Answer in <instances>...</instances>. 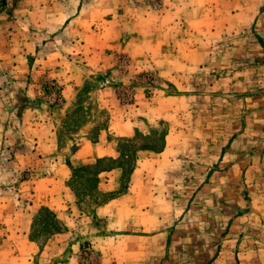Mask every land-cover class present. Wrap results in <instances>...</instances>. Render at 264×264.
<instances>
[{"label":"rangeland","instance_id":"1","mask_svg":"<svg viewBox=\"0 0 264 264\" xmlns=\"http://www.w3.org/2000/svg\"><path fill=\"white\" fill-rule=\"evenodd\" d=\"M47 5L51 13L69 9L71 18L80 10L102 8L108 17L119 10L125 24L131 16L126 20L123 12L144 5L152 13L145 33L158 21L170 52L197 64L177 82L142 72L117 87L127 105L135 104L139 88L145 101L159 95L164 117L130 144L117 138L119 159L76 163L68 184L78 206L63 216L43 206L28 230L35 244L25 246L16 215L34 198L23 189L52 174L58 160L34 148L31 127L44 118L29 110L41 107L49 115L60 105L62 84L41 76L49 75L43 61L77 39L60 25L34 22L41 18L35 10ZM118 63L128 74L129 57L121 54ZM108 79L109 72L97 71L79 87L58 127L59 150L69 147L62 159L75 152L76 132L92 122L89 136L99 138L112 122L98 94ZM32 82L42 86V96L34 95ZM166 97L176 100L168 103ZM139 157L143 211L159 215L160 227L112 228L96 210L128 191ZM117 164L124 167L123 182L115 190L101 188L102 170ZM95 236L105 237L96 248L89 242ZM0 253V264H264V0H0Z\"/></svg>","mask_w":264,"mask_h":264},{"label":"crops","instance_id":"2","mask_svg":"<svg viewBox=\"0 0 264 264\" xmlns=\"http://www.w3.org/2000/svg\"><path fill=\"white\" fill-rule=\"evenodd\" d=\"M44 1L48 2L50 0ZM142 6L128 10L129 13L123 12L126 20L131 16L130 21L127 20L126 24L121 22L123 15L119 14V10H115L110 17L107 15V10H102V8L85 13L80 10V13L73 18H71L73 12L70 13L69 9L51 13L48 8L50 6L47 5L42 7L44 9L35 10L36 13H41V18L34 20L36 24L42 27L60 25L62 30L75 32L77 39L75 38V43L63 46L61 54L54 55L52 58L47 57L43 61L45 66L42 67L45 68V71L47 70V72H44L49 73V75H44L43 73L41 76H52V78H57L62 84V102L60 105L51 109V113H48L49 115H46L47 111L42 110L41 107L29 110L36 116L40 114L41 119L44 118L43 121L32 124L31 134H33L31 138L35 145L34 148L38 150L39 155L43 157L57 155L58 160L55 162L52 174L38 180H31L27 183L28 186L23 189V191L27 190L26 193L31 194V198H34L33 200L31 199L32 203L28 204L29 207L27 209L21 210L22 216L16 215V218L21 217L17 222L21 226H15V228L16 230H21L24 234L21 239L25 246L28 243L35 244L29 239L28 230L35 214L43 206H47L57 213L60 212V216H63L66 210L75 209L78 206V203H76L77 197L72 187L68 184L70 176L73 174V166L77 165L76 163L97 162L101 159H119L122 152L119 147L120 143H117V138L135 140L140 132L145 131L149 123L156 122L164 117L166 109L162 108V100L159 95L157 98L155 96L153 102L145 101L144 94L141 93L143 89L139 88L135 104L127 105L123 104L119 99L116 93L117 87L131 84L133 79L142 72H155L160 82L167 80L177 82L179 78L186 77V74L193 70L195 68L194 65L197 64V61L193 62V59H188L181 55L177 56L170 52L171 48H167L161 40L162 34L158 31V21L153 22L151 26L149 24L145 33L147 16L152 13L145 10L144 5ZM101 12H104L105 15H98ZM159 17H157L158 20L160 19ZM169 31L173 32L172 29L167 32ZM82 54L85 56L84 58ZM121 54L127 55L132 63L131 69L126 75L121 73L118 63V57ZM83 60H86V62L84 63ZM97 71L110 73V80L108 79L103 83L98 94L101 103L105 104L104 106H107L112 112L113 120L106 129L102 130V135H99V138L89 136L88 129L93 124L92 122L83 127L84 129L82 128V130L76 132L73 136L75 137L77 148L67 161L65 158L62 159V155L69 147L59 150L58 127L71 112L80 90L79 87L89 78L90 74H94ZM29 85L30 89L32 88V91H34V95H43L42 86L39 87L35 82ZM168 97L164 98L165 102L168 101L170 103L176 100ZM56 115H59V119L54 118ZM86 128L87 130H85ZM112 135L113 138H110ZM71 143H73L72 140ZM145 150L143 148L139 153H144ZM142 161L143 159L139 157L137 166L130 174L131 184L128 191L120 197L113 198L109 202L99 205L96 210V215L110 218L111 223L109 225L112 228L120 223H140L145 224V228L147 227L146 225L150 224L154 225V227H160V216L154 214L152 209L143 211L147 203H145V206L141 204L140 193L142 192V186L139 184L144 183L143 177L145 174V170L139 166ZM124 176L125 170L120 165L103 171L101 179L105 178V182L103 181V186L105 187L101 184V188L105 190L119 188ZM146 188L147 186H145ZM42 198H45V201H42ZM145 202L151 204V201L146 200ZM115 216L116 219H114ZM22 217L27 218V220L23 221ZM13 221L15 222V220ZM9 238L18 240L17 237L9 236ZM104 238L95 236L89 242L96 248L101 242H105ZM130 238L133 239L132 237ZM95 243L98 244L95 245ZM80 247L81 245H79L77 250ZM76 260H79V256Z\"/></svg>","mask_w":264,"mask_h":264},{"label":"trees","instance_id":"3","mask_svg":"<svg viewBox=\"0 0 264 264\" xmlns=\"http://www.w3.org/2000/svg\"><path fill=\"white\" fill-rule=\"evenodd\" d=\"M133 141H134V140H125L124 142L130 144V143H132ZM137 159H138V158H137ZM104 160H105V159L98 160V161L96 162L95 165H97L98 162H101V161H104ZM117 165H118V164H117ZM136 165H137V164H134V167L132 168V170L136 167ZM91 166H94V165H91ZM120 166L123 167L121 164H120ZM123 168H124V167H123ZM75 169H76V168L73 167V172L75 171ZM132 170H131V172H132ZM102 171H105V170H102ZM102 171H100V172H102ZM100 172H98V176H99Z\"/></svg>","mask_w":264,"mask_h":264}]
</instances>
